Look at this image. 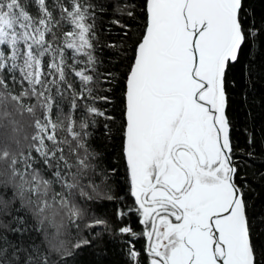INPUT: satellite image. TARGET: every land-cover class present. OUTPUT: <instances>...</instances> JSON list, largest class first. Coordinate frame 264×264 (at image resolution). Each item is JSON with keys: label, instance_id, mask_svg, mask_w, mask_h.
Segmentation results:
<instances>
[{"label": "snow or ice", "instance_id": "1", "mask_svg": "<svg viewBox=\"0 0 264 264\" xmlns=\"http://www.w3.org/2000/svg\"><path fill=\"white\" fill-rule=\"evenodd\" d=\"M257 66L254 0H0V264H264L229 114Z\"/></svg>", "mask_w": 264, "mask_h": 264}, {"label": "trees", "instance_id": "2", "mask_svg": "<svg viewBox=\"0 0 264 264\" xmlns=\"http://www.w3.org/2000/svg\"><path fill=\"white\" fill-rule=\"evenodd\" d=\"M254 3L258 10L264 8L259 0H254ZM236 75L239 77V69L236 70ZM242 87L243 92L237 89L233 95L229 113L233 123L235 159L240 165L241 177L250 181V205L258 211H264V67L257 66L250 82ZM98 143L100 148L109 154L110 160L118 164L120 175L117 179L123 184L125 172L122 162L117 160L118 150L113 154L111 145L102 141ZM248 153L252 155L249 156ZM112 210L111 203L101 209L108 214H111ZM122 261L119 242H106L100 249L85 250L80 256V264H122Z\"/></svg>", "mask_w": 264, "mask_h": 264}]
</instances>
